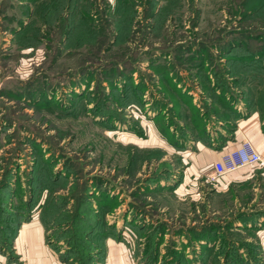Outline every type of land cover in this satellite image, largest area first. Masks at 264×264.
Instances as JSON below:
<instances>
[{
  "label": "rangeland",
  "instance_id": "374dc122",
  "mask_svg": "<svg viewBox=\"0 0 264 264\" xmlns=\"http://www.w3.org/2000/svg\"><path fill=\"white\" fill-rule=\"evenodd\" d=\"M259 87L264 0H0V180L27 211L33 179L36 210L67 264H98L107 227L156 264H213L196 256L195 205L159 183L180 179L164 147L178 143L181 108L210 105L218 89L215 107L248 104Z\"/></svg>",
  "mask_w": 264,
  "mask_h": 264
},
{
  "label": "crops",
  "instance_id": "0c3cea01",
  "mask_svg": "<svg viewBox=\"0 0 264 264\" xmlns=\"http://www.w3.org/2000/svg\"><path fill=\"white\" fill-rule=\"evenodd\" d=\"M24 25L25 21L21 27ZM216 91L210 105L205 102L202 106L201 100L181 108L189 116L178 119L180 134L174 131L178 143L169 142L168 149L164 147L177 156L180 179L171 183L169 177L162 178L159 183L166 188L164 193L182 200L180 205H195L199 219L196 215L188 223L196 227L195 236L202 239L196 256H208L213 264H264V167L246 165L210 179L214 163L244 140L250 141L264 159V92L260 87L249 91L248 104L239 97L234 106L215 107L219 103L213 98L222 94ZM39 211L19 220L10 243L0 244V264H67L49 243ZM221 231L231 237L222 241ZM101 244L98 264H142L144 252L134 256L128 239L110 235Z\"/></svg>",
  "mask_w": 264,
  "mask_h": 264
},
{
  "label": "trees",
  "instance_id": "16d2710c",
  "mask_svg": "<svg viewBox=\"0 0 264 264\" xmlns=\"http://www.w3.org/2000/svg\"><path fill=\"white\" fill-rule=\"evenodd\" d=\"M242 59L246 60L245 58H242ZM240 66H242V64L239 65V67ZM4 172H6V173H3L4 177L5 176H9L10 173L12 172V169L10 168L9 170H6ZM32 182H33V179H31V181H30L29 190H27V192L24 195H22L23 196L22 197L23 198V201H22L23 205H22L21 208L25 207L27 209V211H24V210L20 209V207L16 208L11 203V202H13V198L16 196V191H15V188L13 187L14 184L10 180H6V179L0 180V196H1L0 197V244L1 245H8L10 243L11 238H12L13 233H14V230H15L19 220H22L24 218H28L29 215L32 212H34L36 210V207L38 206L37 205L38 200H36V198H37L36 197V193H34V191H36V189L33 188V183ZM7 196H9L8 199H7ZM6 200L8 202L7 206L4 205V202ZM104 210H105V212H107V211L110 210V207L108 205H106V207H104ZM42 211H43V208H40L39 215L42 213ZM140 212H142V211H140ZM140 214H142V213H140ZM40 219H41V217H40ZM41 221L43 222L42 219H41ZM132 223L133 222H131L130 224H132ZM135 225H137V224H135ZM80 226H84V225H82V223L75 224L74 221L72 222V230L74 231V233L79 231V229H80L79 227ZM135 227H136V231H137L138 234H141V233L143 234V229L146 228V224L143 222L142 224H140L138 226H135ZM95 228H96V226H94V225H88L87 226L88 233L87 234H83L82 235L83 237H81V238L83 240L88 238V236H90V234H92L94 232ZM148 233H149L148 234L149 235V239L148 240L150 242H152L151 244L154 246L157 243V241H158V236L155 235L154 231H152V232L149 231ZM65 234L66 233H63V232L59 233V235L61 237H64ZM110 235L113 236L114 233L110 231L109 227H107L106 234L100 240V256H101V252H102L101 241L105 237L110 236ZM78 237H79V235H78ZM71 238H72V241L75 240V238L78 239L77 236H74V235ZM68 247L71 248L70 245ZM69 248H67V249H69ZM146 254L147 253L144 252V258H142V264H156V259L157 258L155 256H153V259H151L150 257H147ZM231 257H232V255H231ZM166 258H168V257H166ZM61 259L64 262L68 263L67 258L64 255L62 256ZM153 261H155V263ZM214 262L215 261L213 260V263ZM76 264H81V263L76 261ZM163 264H176V263L172 262V259H166L163 262Z\"/></svg>",
  "mask_w": 264,
  "mask_h": 264
},
{
  "label": "built area",
  "instance_id": "2783aa9c",
  "mask_svg": "<svg viewBox=\"0 0 264 264\" xmlns=\"http://www.w3.org/2000/svg\"><path fill=\"white\" fill-rule=\"evenodd\" d=\"M252 164H260L264 167V159L250 141L244 140L240 146L225 153L214 163L210 179L215 180L226 172Z\"/></svg>",
  "mask_w": 264,
  "mask_h": 264
}]
</instances>
